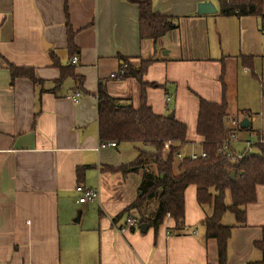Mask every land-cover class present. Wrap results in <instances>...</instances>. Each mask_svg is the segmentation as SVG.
<instances>
[{"label": "crops", "instance_id": "crops-1", "mask_svg": "<svg viewBox=\"0 0 264 264\" xmlns=\"http://www.w3.org/2000/svg\"><path fill=\"white\" fill-rule=\"evenodd\" d=\"M151 1L176 26L156 42L139 39L138 8L127 0H0V264H218L217 242L204 230L211 209L198 204L194 185L184 191L179 232L168 215L144 232L136 221L127 228V215L114 221L137 199L142 180L141 172L120 167L152 150L141 143L99 147L97 86L137 109L139 84L121 78L123 59L154 58L142 79L153 85L146 104L186 126L183 155L201 150L200 100L225 103L227 121L248 123L240 141L253 138L264 133L252 117L254 98L264 99V32L256 17L220 15L217 0ZM203 2L216 12L197 14ZM65 5L76 63L67 57ZM8 65L30 69L37 83L12 81ZM69 65L83 78L82 90L70 77L57 82ZM76 186L99 198L78 203ZM260 199L264 186L245 208V226H234L232 214L222 218L234 226L226 264L261 259L254 247L264 225Z\"/></svg>", "mask_w": 264, "mask_h": 264}, {"label": "trees", "instance_id": "trees-1", "mask_svg": "<svg viewBox=\"0 0 264 264\" xmlns=\"http://www.w3.org/2000/svg\"><path fill=\"white\" fill-rule=\"evenodd\" d=\"M138 8V33L140 40L156 42L167 32L176 28L169 17L153 10L151 0H127ZM222 16L256 17L260 30L264 32V0H217ZM67 57L72 60L75 53L74 32L66 12ZM54 64L57 61L52 56ZM121 78L135 79L140 88V105L134 109L126 100L111 98L105 84L97 86L98 137L100 142L141 143L152 151H140L130 164L120 167L123 174L142 173L137 199L114 221L123 215L134 219L139 226L146 224L158 228L166 215L174 221V229L181 231L184 218V191L189 185L196 187V199L202 207L211 209V215L204 222L206 238L217 242L218 264H226L228 242L234 226L246 224L247 205L256 202L257 186H264L263 145H256L254 151L243 153L240 159H231L222 153V147L229 138V124L225 103L220 105L199 101L196 134L202 138L201 150L204 158L190 160L186 155L179 161L177 155L183 152L186 141V126L173 117L153 113L146 104L145 90L150 85L142 81L154 58L141 59L136 64L123 59ZM11 80L18 77L37 83L30 69L8 65ZM72 78L78 90H82L83 78L74 74L72 65L61 69L57 82ZM243 114V113H241ZM246 129L238 128V132ZM257 134V133H255ZM168 149L167 155L164 150ZM80 173L79 169L77 170ZM235 176L231 180L230 174ZM229 198V203L226 198ZM226 213L234 217L235 225L222 224ZM261 259L247 264H264V225L262 239L254 243Z\"/></svg>", "mask_w": 264, "mask_h": 264}, {"label": "built area", "instance_id": "built-area-1", "mask_svg": "<svg viewBox=\"0 0 264 264\" xmlns=\"http://www.w3.org/2000/svg\"><path fill=\"white\" fill-rule=\"evenodd\" d=\"M77 58L74 56L72 58V62L76 63ZM171 97L167 98V101H170ZM230 132H229V138L226 141V143L222 147V153L226 155L227 157L231 159H240L243 156V153H250L254 151V147L256 145H263L264 147V133L263 132H258L257 134H254L255 136L252 138H247L244 139L243 141H240L239 135H238V128H240V121L238 119H229L228 121ZM237 142H243L245 147L243 150H234L232 149V144L237 143ZM115 142H100L99 147L100 148H106V147H116ZM264 154V150H263ZM206 156L205 152L203 150H200L199 152H192L189 154L187 157L190 160H195L198 158H204ZM185 156L182 153H179L177 155V158L179 161L183 160ZM75 191L79 193L80 197L78 198V203L84 204L89 201H93L99 198V192L97 190H92V189H86L81 186H76ZM126 227L127 228H133L136 227V222L132 218H128L126 220ZM123 229H120L122 231Z\"/></svg>", "mask_w": 264, "mask_h": 264}, {"label": "rangeland", "instance_id": "rangeland-1", "mask_svg": "<svg viewBox=\"0 0 264 264\" xmlns=\"http://www.w3.org/2000/svg\"><path fill=\"white\" fill-rule=\"evenodd\" d=\"M214 2H215V0H214ZM261 62H262L261 63V66H262V78H263V85H264V56L261 58ZM260 72H261V69H260ZM253 106H254V110H257V111H255V112L252 111V117H257L258 118V121H257L258 123L257 122L256 123H257V125L260 128H262V130H264V99H263V103L261 104V99H259V97L254 98ZM255 114H258V116H256ZM256 123L253 124V127H255ZM226 201L229 203V198L228 197L226 198ZM262 202L264 203V201H262V199H260L259 203H262ZM226 215H231V214L227 213Z\"/></svg>", "mask_w": 264, "mask_h": 264}, {"label": "water", "instance_id": "water-1", "mask_svg": "<svg viewBox=\"0 0 264 264\" xmlns=\"http://www.w3.org/2000/svg\"><path fill=\"white\" fill-rule=\"evenodd\" d=\"M216 12V8L215 6L211 3V2H203V3H199L197 5V14L199 15H203V14H212ZM168 118H172L171 115L168 116ZM248 126V123L246 122V119H243L240 123V127L241 128H246ZM235 174L232 172L230 174V178L231 180L234 178ZM147 228L146 224H142L139 226V230L141 232H144V230Z\"/></svg>", "mask_w": 264, "mask_h": 264}]
</instances>
